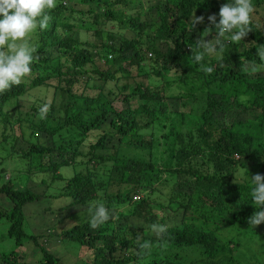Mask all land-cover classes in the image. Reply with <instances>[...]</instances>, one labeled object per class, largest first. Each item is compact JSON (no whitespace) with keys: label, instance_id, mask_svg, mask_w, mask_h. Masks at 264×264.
I'll return each mask as SVG.
<instances>
[{"label":"trees","instance_id":"16d2710c","mask_svg":"<svg viewBox=\"0 0 264 264\" xmlns=\"http://www.w3.org/2000/svg\"><path fill=\"white\" fill-rule=\"evenodd\" d=\"M225 2L57 0L49 27L32 37L39 47L31 72L0 93V196L8 201H0V264H24L27 254L16 249L31 243L42 253L35 264H264V228L248 223L250 186L232 176L248 165L264 172V70L250 71L259 63L255 43H264V0H253L252 30L227 46L211 75L203 66L217 65L215 57L197 65L188 47L205 27L196 34L184 25L193 11L218 22ZM81 30L94 39L76 36ZM33 89L44 93L33 113L21 112ZM225 111L232 117L219 119ZM15 127L26 147L15 148ZM72 165L71 176L60 172ZM43 173L53 179L42 178L51 209L103 199L116 210V220L96 229L69 215L58 220L73 226L50 227L84 253L74 262L28 225L25 205L41 199L28 181ZM58 197L67 206L53 207ZM153 223L166 233L155 236ZM143 240L149 251L139 248Z\"/></svg>","mask_w":264,"mask_h":264},{"label":"clouds","instance_id":"9594fccd","mask_svg":"<svg viewBox=\"0 0 264 264\" xmlns=\"http://www.w3.org/2000/svg\"><path fill=\"white\" fill-rule=\"evenodd\" d=\"M57 6V0H0V93L17 85L31 72L35 53L39 45L32 39L37 32L46 30L52 17L49 14ZM255 5L253 0H226L217 14L207 17L211 27L205 29L188 46L191 50L192 62L200 65L205 57H215L217 65L207 64L203 71L211 75L216 67L223 64V53L228 45L243 42L251 28L252 15ZM185 29L191 33L197 24L204 22L203 16L190 15ZM215 32L211 39L205 40L210 33ZM244 43V42H243ZM255 57L259 61L250 68L252 73L264 70V43H255ZM243 71H249L245 67ZM47 105L41 107L38 113L43 118ZM234 183L237 179L250 186L249 197L255 207L254 213L248 217L251 226L264 223V175L255 174L249 177L248 170L237 168L232 173ZM237 184V183H236ZM88 225L96 229L110 220H116V210L106 206L103 199L90 200L87 205ZM151 232L160 237L167 231L165 224L153 223ZM140 249L149 251L151 241L143 240L138 244Z\"/></svg>","mask_w":264,"mask_h":264},{"label":"rangeland","instance_id":"374dc122","mask_svg":"<svg viewBox=\"0 0 264 264\" xmlns=\"http://www.w3.org/2000/svg\"><path fill=\"white\" fill-rule=\"evenodd\" d=\"M138 1L143 2L145 7L147 8L151 5H153L156 1H165V0H138ZM195 16H201V14L196 13ZM151 17L155 18V14H152ZM208 24H209V22H208L207 17H206V20H204L203 23L197 24V26L206 27ZM157 26H158V22H157V24L151 25L150 28L148 29V31L150 33H153L154 29ZM197 26L195 28L196 34L199 33V29L197 28ZM75 35L78 37L81 36L82 38H87L90 40L94 39L92 31L81 30L79 33L77 31H75ZM124 35L126 37H133L134 33L130 30H125ZM212 36H214V34L210 33L209 36L205 37V40L211 39ZM117 37H118L117 38V43H118L120 40V37H121L120 34ZM161 47H162V49L166 48L163 43L161 44ZM212 58H214V57H212ZM209 59H211V58H209ZM139 80L144 81L145 79L141 78ZM149 80L152 81L153 83H158V78H150ZM43 93H44V90L33 89V90H30L25 95H23L22 96L23 98L21 100V109H22L21 112L23 111L24 113L25 112H32L33 113L32 107L34 106L36 101L42 96ZM23 116L26 117L24 114H23ZM231 117H232V115L228 111L219 113V119H221V120H229V118H231ZM104 126L107 127L108 125L105 124ZM1 127L2 126H0V128ZM15 128L17 130L14 134L19 137L18 141L16 142L15 148L17 149L21 146L26 147L27 143H26V141H24L21 138L20 130L18 129V127H15ZM40 140L42 142H48L47 137L44 135L40 136ZM19 163H20V161L11 162V164L18 167L17 171L21 170L23 173L24 172L23 171L24 166L19 165ZM250 166L251 165L247 166V169L249 170V172H248L249 177H251L252 175H255L257 173L264 175V172H262V171L257 172L255 170H251ZM11 169H12V167H10V170ZM76 170L77 169H75V166H73V165L72 166H64V167L60 168V172L62 174H64L65 176H68V177L71 176ZM8 175H9V172H8ZM42 178H45L47 182L53 181L52 175L50 173L31 175L30 180L28 181L29 187L41 195V199L39 201L25 205V211L27 214L28 225L33 229L34 233L44 235V238L40 239V241L41 242L45 241V243H44L45 247H47L50 251H53L58 257L60 256L59 258L67 259L69 262H74L75 259H78L79 254L82 256V255H84V253L83 252L81 253V251H79L78 246H75L72 243H66L64 241H61V239H59L57 237V235H53L52 234V232H53L52 228L53 227L52 228H50V227L53 224H59L60 228H69V227L73 226L74 224H76V223H74L73 219H76V221L82 222L83 220L87 219L86 217H88L87 211H86L87 207L74 205V206L67 207L63 211L51 209L50 198L47 196V194H45L46 183L42 182ZM166 189L169 190L170 187L168 186V187H166ZM0 201H1V203H4L5 205L8 204L7 198L4 195L0 196ZM69 201H70V199L67 197L54 198L52 206L53 207H59L61 205L67 206ZM67 215H69L73 219H70V220L66 219L65 221H62V222L58 220V219H61L62 217H65ZM179 217H180V215H179ZM179 220H180V218L177 219V222ZM256 227L258 229H262V228H264V223H261L260 225H257ZM4 243H6V245L10 246V243H8V241H5ZM16 251H23L25 254H27L26 262L24 264H30V263L35 264L36 261L42 257V253L40 251V248L35 246L33 243H31L30 245L27 244L26 246L19 247L16 249ZM258 253L260 254V252H258Z\"/></svg>","mask_w":264,"mask_h":264}]
</instances>
